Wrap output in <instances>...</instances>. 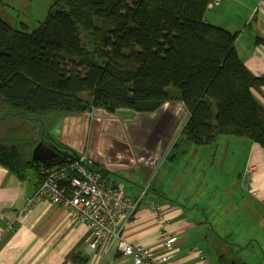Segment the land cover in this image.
Segmentation results:
<instances>
[{
    "label": "trees",
    "instance_id": "1",
    "mask_svg": "<svg viewBox=\"0 0 264 264\" xmlns=\"http://www.w3.org/2000/svg\"><path fill=\"white\" fill-rule=\"evenodd\" d=\"M212 1L53 0L32 31L14 28L0 11L3 117L35 120L48 111L91 108L151 114L180 102L188 114L179 133L186 143L204 146L234 136L264 150V108L251 92L264 77L244 67L234 34L205 21ZM169 88L180 92L178 98L167 94ZM48 144L62 157L35 164L0 140V166L25 179L31 170L64 166L67 156H77L53 139ZM218 262L244 264L235 254L219 255Z\"/></svg>",
    "mask_w": 264,
    "mask_h": 264
},
{
    "label": "crops",
    "instance_id": "2",
    "mask_svg": "<svg viewBox=\"0 0 264 264\" xmlns=\"http://www.w3.org/2000/svg\"><path fill=\"white\" fill-rule=\"evenodd\" d=\"M204 18L208 24L234 34V49L244 67L253 76L264 77V0H218L207 9ZM251 92L264 108V85ZM126 111H120L125 121H136ZM118 114L96 109L95 122L89 120L88 130L80 134L86 140L83 152L100 153L97 151L100 142L94 143L92 136L98 127L106 129L108 121L116 123ZM135 115H142L151 123L137 132L142 136L138 143L127 129L110 124L112 129L123 130L127 135L129 151L119 152L114 160L100 153L94 165L104 171L103 179L108 184L122 186L134 198L143 193L137 216L126 229L124 239L129 244L147 247L157 258H162L164 238L171 237L172 249L164 264H219V255L229 258L234 254L244 264H251L249 253L258 259L255 264H264V250L253 247L255 242L251 237L246 238L247 232L244 242L235 241L230 232L231 228L247 229L244 222L250 218L256 221L254 229L259 223L264 225V150L243 137L219 136L205 147L180 139L179 150L169 158L164 154L167 143L180 133L188 115L183 104L167 102L157 112ZM6 119L0 115V121ZM171 120L172 125L166 130L170 134L165 139L161 127ZM72 133L70 138L79 136ZM73 148L79 152L81 147ZM126 153L130 155L125 157ZM248 164L256 167L248 189L241 180L240 183H231L230 177L227 180L226 167L231 179L236 175L239 180ZM198 169L201 173L210 172L203 176ZM159 171L161 177L150 188ZM34 172L31 170L25 179H20L0 166V264H97L96 256L86 254V244L90 241L88 230L82 224L68 223L62 206L43 201L29 213L20 215L39 183ZM220 179L221 192L216 183ZM229 184L238 187L234 194H226ZM148 204L160 209L157 217L147 211ZM9 225L14 229H9ZM100 264L132 262L112 250Z\"/></svg>",
    "mask_w": 264,
    "mask_h": 264
},
{
    "label": "built area",
    "instance_id": "3",
    "mask_svg": "<svg viewBox=\"0 0 264 264\" xmlns=\"http://www.w3.org/2000/svg\"><path fill=\"white\" fill-rule=\"evenodd\" d=\"M217 1L213 0L208 7ZM90 155L80 154L68 160L64 166L35 170L39 183L34 194L27 198L20 215L29 213L34 205L43 201L60 205L67 212L68 223L82 224L88 230L90 241L86 244V254L96 256L97 264L112 250L129 259L132 264H164L172 249L171 237L164 238L165 255L162 258H157L149 248L129 244L124 239L126 229L137 216L143 193L134 198L122 186L108 184L102 173L93 168L95 162ZM255 172V165L248 164L241 176L246 189L251 186ZM158 210L154 204L147 206V211L156 217ZM8 228L12 230L14 226L9 225Z\"/></svg>",
    "mask_w": 264,
    "mask_h": 264
},
{
    "label": "rangeland",
    "instance_id": "4",
    "mask_svg": "<svg viewBox=\"0 0 264 264\" xmlns=\"http://www.w3.org/2000/svg\"><path fill=\"white\" fill-rule=\"evenodd\" d=\"M3 3L4 5L1 7L0 11L7 22H9L16 29H19L20 25L23 24L26 26L27 31H32L34 28L37 27V25L40 22H42L45 19L47 12L52 6L53 0H3ZM82 42L85 44V47L88 48L89 41L87 40L85 35H83L82 37ZM179 93H180L179 91L171 89V88L167 90V94L173 98H178V96L180 95ZM96 109H99V108H91L81 113L83 114L81 116H76V114L61 113L57 110L48 111L42 114H38L37 116H34L35 120H26L25 118L18 117L16 115L8 116L6 120L0 121V140L1 141L3 140L5 143H7V145H10V144L15 145L22 153H25L26 155H29V156H31V152L35 144L37 143L36 141L42 140L46 142V144H48L49 142L51 143L52 139L56 141V143L61 145L63 148L70 149L73 152L76 151V150H73L74 149L73 147L76 148L77 146H79L81 147L80 151L76 152V154L84 155V152L86 150H84L83 152V150L81 149H83L84 145H86L85 143L86 140H85V137L80 136V134H85L86 131L88 130L89 120L90 121L94 120L95 122V119L93 117H94ZM126 112H128L127 113L128 116L132 118L136 117L137 118L136 121H132L133 123L126 122L124 115L121 112H119L116 123H114L113 121H108L106 123L107 124L106 129L103 130L101 129V127H98L97 132L95 133V136L91 135L94 143L97 144L96 142L97 140L100 142V146L97 148L100 150H97V151L102 153L104 155V158L107 157L108 159L112 158L114 160L117 157V154L119 152L125 153L129 151V149L126 148V144L128 142L127 135L123 133V130L120 131L117 128L112 129L111 127H109L110 124L112 125L116 124L120 128L127 129L129 132V135L135 138L137 143L139 139L142 138L141 134L137 132H140L141 130L148 128L151 125V123L147 119H145V117H143L142 115L136 116L135 113L128 111V110ZM63 114H66L67 116ZM69 116H76V117H69ZM77 122H78V125L75 124ZM82 124L84 126H82ZM171 125H172V120L170 124L163 125L161 127L162 132H164L163 137L165 139L168 138L170 134V131L167 132L166 134V130H168ZM95 129L96 128H94V130ZM73 131L75 132V134L76 133L79 134V136H76L75 138H70L71 135L73 134L72 133ZM89 135H90V131H89ZM180 139L181 138H179L178 133H176L174 138L171 137L169 139L171 140V142L167 143L168 146L164 152V154L167 157L169 156L170 158L172 155H175L177 153V151L179 150L178 148H179ZM102 141L104 142L102 143ZM176 144L177 146H175ZM85 153L87 154V156L88 154H91L90 157L94 160V162H97L96 161V159L98 158L96 157L97 153H93L90 150L89 152L87 151ZM129 155H130L129 153H126L125 157ZM167 163L168 161H166L165 165ZM161 171H159L158 174L156 172L157 175L156 174L154 175V177L155 176L156 177H155L154 182L151 183L150 188H152V186L155 184V181H157L161 177L162 175ZM209 172L201 173V171L198 169V173H201L203 176H207ZM226 176H227V180L230 177L231 183H238V182L240 183L241 178L237 180L236 175L232 176V179H231V175L227 167H226ZM205 178L206 177H202V180L203 179L205 180ZM206 183H210V181H206ZM216 183L218 185L219 191L221 192L223 188V182L220 179L216 181ZM160 185H161V182H159V186ZM237 188L238 187H236V185L229 184L227 188L225 189V191L227 192L226 194L228 195L230 192L234 194ZM146 191L147 190L145 189V192ZM220 196L222 195L220 194ZM255 222L256 221L253 220L252 218H250L248 222L246 219L244 222V227H248L247 229L231 228L232 231L230 230V232L233 233V236H232L233 239H235V241H238V242L240 241L244 242L243 239H245V233L247 232L248 237L246 238L251 237L252 239L250 240H254L255 242L253 247H255L256 249L259 248V249L264 250V225L259 223L258 225H256L254 229L253 227H254ZM226 230L229 231V229H226ZM249 259L251 260V264H255V261L258 260L257 258H253V254L251 253H249Z\"/></svg>",
    "mask_w": 264,
    "mask_h": 264
},
{
    "label": "water",
    "instance_id": "5",
    "mask_svg": "<svg viewBox=\"0 0 264 264\" xmlns=\"http://www.w3.org/2000/svg\"><path fill=\"white\" fill-rule=\"evenodd\" d=\"M44 143L45 142H38L37 144H35L30 156V161L32 163L44 164L46 162L62 157V151L59 150L55 145ZM76 157L77 156L72 153L70 154V156H67L69 160L75 159Z\"/></svg>",
    "mask_w": 264,
    "mask_h": 264
},
{
    "label": "flooded vegetation",
    "instance_id": "6",
    "mask_svg": "<svg viewBox=\"0 0 264 264\" xmlns=\"http://www.w3.org/2000/svg\"><path fill=\"white\" fill-rule=\"evenodd\" d=\"M45 143H46V142H45ZM45 143H44V144H45ZM47 146H48V145H47Z\"/></svg>",
    "mask_w": 264,
    "mask_h": 264
},
{
    "label": "bare ground",
    "instance_id": "7",
    "mask_svg": "<svg viewBox=\"0 0 264 264\" xmlns=\"http://www.w3.org/2000/svg\"><path fill=\"white\" fill-rule=\"evenodd\" d=\"M110 114V113H109Z\"/></svg>",
    "mask_w": 264,
    "mask_h": 264
}]
</instances>
